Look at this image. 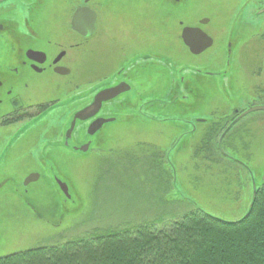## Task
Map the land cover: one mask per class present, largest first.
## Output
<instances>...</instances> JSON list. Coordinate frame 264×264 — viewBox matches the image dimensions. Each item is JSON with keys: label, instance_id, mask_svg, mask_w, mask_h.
<instances>
[{"label": "flooded vegetation", "instance_id": "flooded-vegetation-1", "mask_svg": "<svg viewBox=\"0 0 264 264\" xmlns=\"http://www.w3.org/2000/svg\"><path fill=\"white\" fill-rule=\"evenodd\" d=\"M220 1L0 0V197L9 185L20 211L43 218L31 186L48 180L71 199L58 161L88 154L109 124L134 121V142L176 144L212 124L217 151L236 160L224 137L250 117L245 129L264 131V0H234L225 31L221 12L203 7Z\"/></svg>", "mask_w": 264, "mask_h": 264}, {"label": "rangeland", "instance_id": "rangeland-1", "mask_svg": "<svg viewBox=\"0 0 264 264\" xmlns=\"http://www.w3.org/2000/svg\"><path fill=\"white\" fill-rule=\"evenodd\" d=\"M231 5H235L234 0L203 7L221 12L219 21L225 31L222 25L226 24V14L232 13ZM212 53H204V58L214 57ZM237 69L235 64L233 72L238 80ZM242 95L240 92L235 99H242ZM218 98L223 105L229 103L223 96ZM225 108L226 115L230 108ZM178 110L165 108L163 114L178 115ZM133 124H109L100 132L102 140L88 154L77 153L67 161H58L57 170L60 178L69 182L71 199L65 202L48 180L31 186L29 200L38 205L43 218L29 215L27 209L20 211V196L13 194L9 185L3 188L0 198L9 195L13 203L10 210L7 206H11V200H0V213L10 210L0 216V256L104 228L157 223L159 218L178 217L194 206L227 221L244 216L254 195V184L260 186L264 175V131L245 129L251 127V117L241 121L240 130L224 137L223 152L233 154L236 160L222 158L217 151L220 136L207 131L212 124H199L203 134L178 144L172 136L159 135L151 141L134 142L140 131ZM163 125L160 130L164 132L167 128ZM175 144V151H170ZM11 169L4 173L13 174L16 169Z\"/></svg>", "mask_w": 264, "mask_h": 264}, {"label": "trees", "instance_id": "trees-1", "mask_svg": "<svg viewBox=\"0 0 264 264\" xmlns=\"http://www.w3.org/2000/svg\"><path fill=\"white\" fill-rule=\"evenodd\" d=\"M249 209L227 221L191 207L178 217L0 256V264H264V182Z\"/></svg>", "mask_w": 264, "mask_h": 264}, {"label": "water", "instance_id": "water-1", "mask_svg": "<svg viewBox=\"0 0 264 264\" xmlns=\"http://www.w3.org/2000/svg\"><path fill=\"white\" fill-rule=\"evenodd\" d=\"M94 132L95 131H92V133H94ZM55 181L57 182L60 190L65 194L66 199H68L70 197V195L67 192V185L64 182L60 181V179H58V178ZM263 182H264V175L262 176L261 184H263ZM255 191H256V185L254 184L253 194H254ZM253 197H254V195H253ZM249 206H251V205H249Z\"/></svg>", "mask_w": 264, "mask_h": 264}]
</instances>
